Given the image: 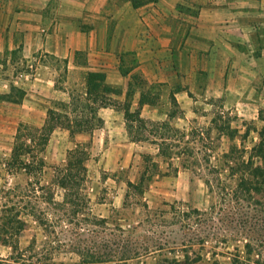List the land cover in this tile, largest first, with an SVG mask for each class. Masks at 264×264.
Segmentation results:
<instances>
[{
	"label": "rangeland",
	"instance_id": "obj_1",
	"mask_svg": "<svg viewBox=\"0 0 264 264\" xmlns=\"http://www.w3.org/2000/svg\"><path fill=\"white\" fill-rule=\"evenodd\" d=\"M168 55L147 59L137 52L126 54L122 71L136 69L128 100L135 108L143 93L144 103L150 106L142 111L144 124L131 121L134 126L128 137L133 142H125L133 144L123 145L124 133L117 131L121 142H114L112 135H106L111 133L100 129L103 124L96 116L101 108L97 100L93 102L95 92L85 99L88 69L41 50L36 59L20 46L0 52V264H16L14 259L36 264L48 257L55 264H82L72 241L78 243L81 237L100 244L111 245L110 241L119 239L122 243L120 231L112 234L111 229L98 226V233L92 234L74 206L54 207L49 201L51 194L57 201L63 198L65 190L54 182L58 170L67 167L68 150L76 142L87 147L89 157L84 161L85 179L70 190L87 193L91 211L113 221L110 227L120 224L125 239L158 241L165 246L159 254L126 264H177L175 259L181 260L178 264L192 259L210 264L214 257L222 264H264V192L237 189L225 156L233 145L245 148L248 156L259 141L257 131L263 123L236 113V101L226 100L231 91L227 77L223 78L224 69L212 67L205 55L185 51ZM76 59L84 65L87 55L83 51ZM124 93L123 85H115L107 107L123 111ZM59 102L71 104L63 108ZM50 107L88 117L92 132L72 137L68 129L56 128L41 152L47 166L37 180L23 169H10L7 162L20 124L41 126ZM244 108L252 114L259 109L264 117V102ZM227 126L237 129L233 137ZM126 151L134 152L130 160ZM144 153L153 155L158 170L142 192L140 187H128L126 181L140 176ZM254 160L261 164L259 158ZM73 170L83 172L77 166ZM37 181L48 187L39 189ZM119 189L128 195L118 206L114 200ZM36 215L61 220L45 226ZM18 220L26 222L22 229ZM130 226H135L134 231ZM165 258L169 261L164 262Z\"/></svg>",
	"mask_w": 264,
	"mask_h": 264
},
{
	"label": "crops",
	"instance_id": "obj_2",
	"mask_svg": "<svg viewBox=\"0 0 264 264\" xmlns=\"http://www.w3.org/2000/svg\"><path fill=\"white\" fill-rule=\"evenodd\" d=\"M137 1L0 0V52L20 46L35 59L40 50L68 57L73 66L88 69L86 73L104 71L107 84L124 86L125 99L136 70L122 71L127 53L145 54L147 59L165 54L168 58V54L184 51L201 53L212 67L224 69L223 78L227 77V89L231 91L226 100L236 101L240 116L260 120V130L264 117L259 109L252 114L244 106L264 102V0ZM83 51L87 55L84 65L76 59ZM140 99L134 103L136 107ZM149 106L144 103L141 116ZM123 111L101 107L100 129L111 133L106 135H112L114 142L119 141L117 131L124 133L123 145H130L133 143L125 142L133 141L128 137ZM128 153L126 158L130 160L134 152ZM124 196L126 193L119 189L114 204L119 206ZM209 260L213 264L217 258Z\"/></svg>",
	"mask_w": 264,
	"mask_h": 264
},
{
	"label": "trees",
	"instance_id": "obj_3",
	"mask_svg": "<svg viewBox=\"0 0 264 264\" xmlns=\"http://www.w3.org/2000/svg\"><path fill=\"white\" fill-rule=\"evenodd\" d=\"M87 87L85 99L91 97L92 93L95 92L94 100L98 101V107H106L108 106V101L111 100V95L114 93V87L107 84L106 74L101 70H91L87 73ZM132 92L131 83L130 88L127 93V100L124 104V110L127 117V128L129 133L133 128L134 124L131 122L133 120H137L138 122L145 123L144 118L141 116V109L143 106V93L141 94V99L138 103V106L131 110L132 103L128 100ZM96 97V98H95ZM61 107L66 108L69 107L71 102H59ZM128 116H130L128 118ZM97 121L103 124V120L100 116H96ZM131 119V120H130ZM66 128L69 130L70 135L74 136L77 133L92 131V124L88 117H82L78 114H72L67 110H59L58 107H50L47 110V117L44 123L41 126L30 125L26 123H21L17 128V132L15 135L14 144L12 147L11 155L8 160V166L10 169H23L27 174L34 176L37 180L40 178V175L44 173L46 165V161L44 157L41 155L50 140V137L53 131L58 128ZM231 127L227 126L228 133L230 137L234 136L235 131L237 129H230ZM259 141L253 144L251 148V152L248 156H245V148H240L237 145H233L230 147L229 152L225 154L228 157V162L226 164L229 173L235 177L236 188L243 189L249 191H254L257 193L264 192V125L258 131ZM163 138V136H161ZM161 149V148H160ZM165 153V150H163ZM166 153H168L166 151ZM143 161L145 163V167L143 168L140 176L136 180V182L127 180L128 187H140V191L144 192L145 187L149 185V183L153 180L156 170H158V162H156L153 158V155L150 153H144ZM69 160L67 162V167L65 169H59L58 175H56L55 182L57 186H60L65 190L63 198L61 201H57L53 194H51L49 201H52L55 206L60 205H70L75 207V212L82 214L81 223H83L88 231L92 234L98 233V226H101L103 230L111 229L112 234L114 230H118L119 237L122 238V243L120 241H110L111 245L105 241V243H98V241L79 238L78 243H72L71 247L73 251L80 257V262L82 264H87L90 262H104L109 260L120 261L123 263H127L130 260L141 259L147 256L154 255L156 253H161L165 250V246L160 242H152L141 241L136 238L131 237L129 239L124 238L125 229L120 225L116 224L115 227H110V224H114L113 221L109 220L107 217H101L94 214L91 211L89 206L90 197L87 193L83 194H75V192L70 190L71 186H74L79 181L85 179L86 166L85 160L89 157V151L87 147H84L83 144L76 143V146L70 150H68ZM74 157V159H73ZM255 157L261 160V164H257L255 162ZM77 167H81L83 170L82 173H76L73 169ZM189 167V166H187ZM57 169L54 168V170ZM38 188L41 190H45L48 186L45 184H41L38 182ZM31 184V183H30ZM143 185L145 187L143 188ZM126 193V197H127ZM38 197H42V195H37ZM57 208V207H56ZM47 214L48 211H46ZM36 220L39 221V224H44L45 226H55L58 220H61L60 217L57 220H54L52 217L49 220L48 218L41 217L36 215ZM20 222L19 229H22L26 222L25 220H18ZM90 227V228H89ZM131 231H134L135 226H130L128 228ZM54 232V228L52 230ZM123 236V237H122ZM97 239V238H96ZM53 241H56L53 239ZM33 243L29 244L27 248H31ZM114 245V247H113ZM104 249V251H101ZM51 257L46 258V261L39 260L36 261V264H55V262L51 261ZM51 261V262H50ZM168 258L164 259V262H168ZM180 259H175V262L178 264ZM199 259L192 260H184L181 264H190V262H196ZM14 263L16 264H32L27 263L25 261L21 262L20 260L14 259ZM5 264H13L7 262ZM34 264V263H33ZM172 264V262H170ZM213 264H222L218 260H214Z\"/></svg>",
	"mask_w": 264,
	"mask_h": 264
}]
</instances>
